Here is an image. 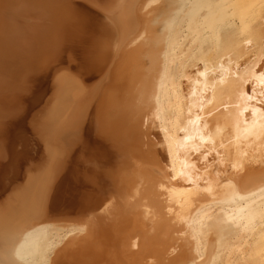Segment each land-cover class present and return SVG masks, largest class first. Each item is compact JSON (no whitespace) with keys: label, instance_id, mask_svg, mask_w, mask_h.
<instances>
[{"label":"bare ground","instance_id":"1","mask_svg":"<svg viewBox=\"0 0 264 264\" xmlns=\"http://www.w3.org/2000/svg\"><path fill=\"white\" fill-rule=\"evenodd\" d=\"M0 204V264H264V0H0Z\"/></svg>","mask_w":264,"mask_h":264},{"label":"rangeland","instance_id":"2","mask_svg":"<svg viewBox=\"0 0 264 264\" xmlns=\"http://www.w3.org/2000/svg\"><path fill=\"white\" fill-rule=\"evenodd\" d=\"M159 5V2L158 3H154V4H152L151 6H149L145 11L147 12V10L149 9V13L150 14H153L154 12H155V9L157 8V6ZM152 8V9H151ZM151 11H152V13H151ZM136 45V44H135ZM251 55H253V53L251 54ZM142 58V60H144V61H141V62H139V63H141V64H143L144 63V65L146 66V65H149V62H148V60L146 59L147 58V55L145 54L144 55V53H143V56H141L140 57V59ZM247 59V57L246 58H243L242 59V61L244 60H246ZM145 61H146V64H145ZM243 61V62H244ZM130 62H131V64L132 65H134V63L133 62H135V61H129V62H126V63H128V65L130 64ZM137 62V61H136ZM135 62V64H137L138 65V63H136ZM125 66H127V65H125ZM130 66V68L129 67H126V69L127 68H129V70H128V72H130L131 71V69H132V67H131V65H129ZM135 66V65H134ZM127 70H126V73L128 74V72H127ZM154 112H151V115L149 114V116H148V118L149 117H151V119H153L152 117L154 116ZM155 118V117H154ZM149 131V132H148ZM149 133H150V130L148 129V130H146V134L148 135L147 137L149 138ZM151 133H152V131H151ZM146 141H147V139H146ZM147 143H149V142H147ZM138 146V145H137ZM143 150H145V147L143 146V147H130L129 146V148L127 149V152H125L126 153V155H125V157H127V160L128 161H131V164H130V166H129V168L127 167L126 169H125V172H126V174H127V176L129 177V179H130V177H132V176H135L134 174H133V170L131 169V168H133L132 166L135 164V162L137 163V161L139 162V164H142V165H144V166H147L148 168H152L151 166V162H149V161H147L146 159L148 158V154H147V152H143ZM150 154V153H149ZM129 170V171H128ZM131 175H130V174ZM136 177H138V176H136ZM128 179V180H129ZM141 181L139 180V183H140ZM129 183L130 182H128V183H126L125 184V198H124V207L122 208V213L123 214H125V211H126V213L131 217V218H135L136 219V215H135V213H137L138 214V216L140 215H143L144 216V214H146L147 215V217H143V216H141L139 219H144L145 221H147V225H146V227H148L147 229L148 230H150L148 233L149 234H152V233H154L155 231L153 230H151L149 227L150 226H152L153 224V221H154V218L152 219H150L149 217L150 216H148V210H150V207H143V208H145L144 210H143V214H139L138 212L140 211L139 209H138V207H136L135 205H134V201H135V195H136V193H137V190H138V188L141 186V184H139V183H137V185L132 189L130 186H128L129 185ZM130 187V188H129ZM138 187V188H137ZM159 187V186H158ZM136 188H137V190H136ZM131 191H130V190ZM140 189V188H139ZM162 189V188H161ZM127 190V191H126ZM134 191V192H133ZM163 191V190H162ZM131 192V193H130ZM135 194V195H134ZM127 196V197H126ZM164 196L165 195H159L158 196V199H164ZM126 199V200H125ZM134 199V200H133ZM128 200L129 201H131L132 203H130V202H128ZM4 204V203H3ZM2 204V205H3ZM121 204V203H120ZM120 204H119V206H120ZM164 205H165V203H164ZM0 206H1V204H0ZM119 206H116L115 208H113L114 210V212H113V214L110 212V214L112 215V216H114V217H116V218H118V216H117V214H119V211H120V209H119ZM128 206L130 207V209L128 208ZM165 207H166V205H165ZM167 208L168 207H166V208H162V218H165L164 220H162V222L163 221H167V219L168 220H170L169 218H167L166 216H169V215H173V213L172 214H170L169 212H167ZM165 209H166V211H165ZM124 210V211H123ZM137 210V211H136ZM151 210H152V208H151ZM145 212H147V213H145ZM169 213V215H167ZM160 213L159 212H157V216L159 215ZM166 214V215H165ZM170 217V216H169ZM133 218V219H134ZM146 218L148 219V220H146ZM151 220V221H150ZM176 220H178V219H174L173 218V220H170L171 222H176V223H174V224H176V226H180V223L182 224L183 222L182 221H176ZM145 221H144V223H145ZM150 221V222H149ZM170 221H169V223H170ZM168 222V221H167ZM179 224V225H178ZM148 225H150V226H148ZM153 227V226H152ZM131 228H134V227H129L126 231L125 230H123V231H121V234H124L123 236H125V235H128L129 237H130V235L128 234V232H129V230H131ZM173 228V227H172ZM153 229V228H152ZM152 231V232H151ZM184 231V230H183ZM175 234H168L167 232H164V233H162V235H161V239L160 240H158L155 244H156V248H158V250L157 251H155V250H152L151 252H148L146 255H145V262L147 263V264H166L165 262H169L168 264H171V256L173 257V256H175L176 254H177V252L179 251V249H181L180 248V245L181 244H183V240H184V236L182 237V232L181 231H176V232H174ZM163 234L165 235V234H167V235H165L166 236V239H165V237H163ZM177 237H176V236ZM178 235H179V238H180V241H179V239H177L178 238ZM181 236V237H180ZM137 238L139 239V237L136 235L135 236V238H133V239H131V243H132V245H131V247L132 248H136V247H138V245H137V241H135V240H137ZM170 238H172V239H170ZM178 240V241H175V240ZM172 241L171 242V244H170V242L169 241ZM133 241H135V242H133ZM183 241V242H182ZM172 243H173V245H172ZM178 243V245H176ZM175 244V245H174ZM160 246V247H159ZM162 246V247H161ZM161 249H162V251H161ZM174 250V251H173ZM172 254V255H171ZM121 259L126 263V264H129L127 261H125V257H122L121 256ZM153 259V260H152ZM168 260V261H167ZM241 263H243V262H241L240 261V264Z\"/></svg>","mask_w":264,"mask_h":264}]
</instances>
